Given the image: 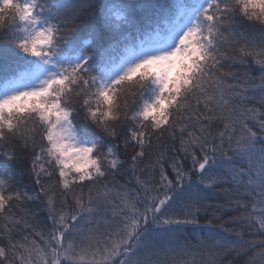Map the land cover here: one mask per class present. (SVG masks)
Here are the masks:
<instances>
[{"label": "snow or ice", "instance_id": "6c2138e0", "mask_svg": "<svg viewBox=\"0 0 264 264\" xmlns=\"http://www.w3.org/2000/svg\"><path fill=\"white\" fill-rule=\"evenodd\" d=\"M245 3L174 0L135 41L105 46L89 33L69 47L94 0H0V32L17 24L31 38L43 26L53 38L47 50L20 35L0 40L51 69L36 87L15 90L35 75L29 67L0 82V264L264 256V20ZM111 15L130 23L128 9L113 6L109 29L120 27ZM193 37L201 58L173 91L148 66ZM29 96L42 106L13 109Z\"/></svg>", "mask_w": 264, "mask_h": 264}, {"label": "trees", "instance_id": "16d2710c", "mask_svg": "<svg viewBox=\"0 0 264 264\" xmlns=\"http://www.w3.org/2000/svg\"><path fill=\"white\" fill-rule=\"evenodd\" d=\"M57 3L67 7L86 4L87 0H57ZM173 4L174 0H94L93 7L86 9L85 14L79 17V23L69 42V47L80 46L83 39L90 38L89 33L99 34L100 40L97 41L93 38V43H103L105 46L107 43L111 42L113 38H126L124 39V43H128L129 39L135 41L138 32L147 30L151 24L162 19L166 12L171 11ZM113 6L126 7L128 9V19L130 23L118 21L114 15H111L110 20L112 25L115 26L119 24L120 27L118 29L115 27L112 29L106 27V13L108 8ZM88 12L92 13L91 16L87 14ZM240 19L243 20L244 24L247 26L250 35L257 38L260 37L261 30L259 27L252 25L243 17ZM19 27V25L13 24L9 28L4 29L3 32H0V40H3L5 37L11 39L16 35H20L21 32L19 31ZM21 67L35 68L37 70L35 75L27 79L24 84L36 83L38 78L47 70V66L42 65L36 58L27 56L16 48L15 45L11 43H0V82L14 75L16 70ZM121 68H118L114 72V75H116ZM3 94H5L4 89L0 88V96ZM151 95L152 93H146V98H150ZM73 123L77 126L79 134V125L82 122L74 120ZM96 132L98 133L99 130L97 129ZM82 138L87 139L88 137L82 136ZM91 138L93 140L96 139L95 136ZM206 258L207 254L203 257L201 255H196V264H203ZM247 260V256H241L238 259V264H245ZM252 264H264V256H255Z\"/></svg>", "mask_w": 264, "mask_h": 264}, {"label": "clouds", "instance_id": "9594fccd", "mask_svg": "<svg viewBox=\"0 0 264 264\" xmlns=\"http://www.w3.org/2000/svg\"><path fill=\"white\" fill-rule=\"evenodd\" d=\"M10 4L5 8H11ZM245 7L259 20H264V0H246ZM21 39L26 40L33 50H47L52 42L51 33L44 31L43 26L37 27L36 32L31 38H26L23 32L20 33ZM200 49L195 43V37L189 41L188 47L182 52H176L165 60L157 62L155 65L148 66L149 73L154 72L162 76L171 85L173 91H177L195 69V61L200 59ZM42 106V98L38 96L22 97L13 109L17 112H26L38 109ZM155 115V113H153Z\"/></svg>", "mask_w": 264, "mask_h": 264}, {"label": "rangeland", "instance_id": "374dc122", "mask_svg": "<svg viewBox=\"0 0 264 264\" xmlns=\"http://www.w3.org/2000/svg\"><path fill=\"white\" fill-rule=\"evenodd\" d=\"M51 69H49L48 68V66H47V70H46V72L45 73H43L39 78H38V80H37V82L36 83H34V84H23L22 86H20V87H18L17 89H15V90H24V89H27V88H31V87H36V86H38L39 85V81L41 80V79H43V78H46V76H47V74H48V72L50 71ZM123 71V68H121L117 73H116V75H118L120 72H122Z\"/></svg>", "mask_w": 264, "mask_h": 264}]
</instances>
